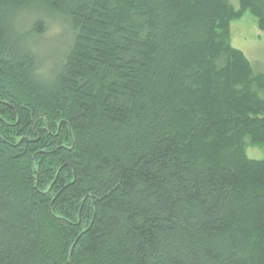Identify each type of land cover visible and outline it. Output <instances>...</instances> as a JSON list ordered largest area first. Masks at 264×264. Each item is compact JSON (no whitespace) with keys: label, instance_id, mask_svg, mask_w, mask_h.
<instances>
[{"label":"trees","instance_id":"obj_1","mask_svg":"<svg viewBox=\"0 0 264 264\" xmlns=\"http://www.w3.org/2000/svg\"><path fill=\"white\" fill-rule=\"evenodd\" d=\"M245 12L264 31V0H0V264H264Z\"/></svg>","mask_w":264,"mask_h":264},{"label":"rangeland","instance_id":"obj_2","mask_svg":"<svg viewBox=\"0 0 264 264\" xmlns=\"http://www.w3.org/2000/svg\"><path fill=\"white\" fill-rule=\"evenodd\" d=\"M231 3L238 8V0H231ZM39 16L45 17L37 11L31 15L30 20ZM230 34L232 46L245 54L254 71L264 72V31L257 27L255 18L245 12L240 18L230 23ZM43 36L46 39L43 38L38 50L47 68H52L57 64L71 37L66 23L62 22L59 25L54 21L45 25ZM247 155L251 158H263L264 147H248Z\"/></svg>","mask_w":264,"mask_h":264}]
</instances>
